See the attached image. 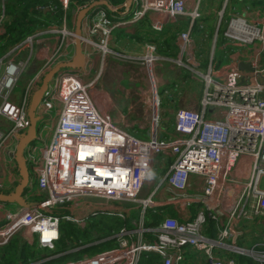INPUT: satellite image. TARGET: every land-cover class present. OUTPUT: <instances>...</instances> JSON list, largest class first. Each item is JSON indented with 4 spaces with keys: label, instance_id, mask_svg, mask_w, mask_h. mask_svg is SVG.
Returning a JSON list of instances; mask_svg holds the SVG:
<instances>
[{
    "label": "built area",
    "instance_id": "1",
    "mask_svg": "<svg viewBox=\"0 0 264 264\" xmlns=\"http://www.w3.org/2000/svg\"><path fill=\"white\" fill-rule=\"evenodd\" d=\"M58 1L64 9L74 3L80 12L94 0H87L83 5L76 0ZM191 1L193 10L189 11L187 4ZM200 4L201 0H126L121 6L95 8L86 17L92 38L89 43L104 54L114 53L118 57V53L109 48L115 28L150 16L153 29L162 31L166 20L178 22L183 15L193 20L201 16ZM119 8H126L123 15L111 13V9ZM129 16L130 19L126 18ZM9 21L3 0L0 27ZM39 34L30 35L28 39L32 41ZM225 37L245 47L258 42L263 46L264 24L237 13L230 19ZM191 42L189 31L179 34L178 46L187 61L179 60L178 64L190 63L189 68L204 77L207 89L202 99L203 111L209 107L214 113L224 110V120L206 119L201 112L192 109L177 119L176 138L168 141L156 137L140 139L98 112L90 97L95 81L81 83L74 69L56 75L54 86L44 92L41 102L47 113L56 110L57 125L43 154L37 156L29 152L26 162L30 178H34L48 197L40 204L22 206L7 213L0 226V249L23 230L29 231L33 239L37 236L44 248L54 249L62 219L83 226L85 218H90L88 214L109 211L107 213L117 212L125 221L130 216L127 210L115 205L118 203L139 204L146 212L154 205L152 196L143 197L142 191L154 181V158L164 155L174 158L163 178L171 190L169 200L194 205L195 217L178 219L166 214L155 228L140 226L132 230L124 225L115 234L116 247L61 264H140L142 255L149 252L157 253L163 264H183L187 247L205 254L207 262L202 264H235L233 259L214 255L219 244L232 246L264 264V242L259 250L239 247L236 242L226 243L228 239L236 241L241 236V225L245 222L259 221L264 226V83L255 78L264 69H256L248 80H242L243 75L237 69L220 77L214 76L212 69L203 74L198 70L200 62L192 54ZM65 47V42L55 47L45 66L28 81L20 103L12 99L21 72L19 69L12 72L11 68L18 64L11 62L8 67H1L0 118L12 121L14 127L10 134L0 129V159L9 137L30 128L31 93L44 70L58 60L57 55ZM146 47L147 56L152 60L157 46L148 43ZM19 48L16 46L13 51ZM3 59L5 57L0 59V64ZM90 198L106 202L87 205ZM68 204L82 205L85 210L93 206L96 210L94 213L85 210L54 213L58 206ZM100 207L103 212L97 209ZM210 221L219 224L217 238L205 233ZM145 233H154L156 239L145 241ZM262 238L264 241V231Z\"/></svg>",
    "mask_w": 264,
    "mask_h": 264
},
{
    "label": "crops",
    "instance_id": "2",
    "mask_svg": "<svg viewBox=\"0 0 264 264\" xmlns=\"http://www.w3.org/2000/svg\"><path fill=\"white\" fill-rule=\"evenodd\" d=\"M125 1L117 4L114 0H94L90 6L94 5L93 9L98 7L108 8L111 5L114 6V4L121 6ZM4 2L12 22L17 16L14 12L23 10V8L20 6L19 0H4ZM2 3L3 0H0V5ZM60 5L62 9V13H59L62 19L60 27H62V23H65L63 32L60 28H55L59 24L56 23V15L48 14L49 7L39 3L36 7L30 9L29 16L35 21L32 26L36 29L31 35L39 31H45L46 33L38 40L44 42L43 45L36 44L35 47L34 44L28 49V51L32 50L30 59L35 54L44 58L43 64L39 62V68L29 73L28 81L41 71L58 44L65 42L66 47L57 55L59 56L58 60L44 70L41 75L36 89L31 93L29 109H31L35 93L43 86L41 78L44 75L47 76L49 71L57 64L71 62L77 55L79 48H81L82 53L85 55V65L76 71L79 74L78 77L81 83L95 81L96 86L90 89V97L98 112L109 119H114L121 128L140 139L150 140L156 137L158 140L168 141L178 136L176 122L183 113L185 115L186 112L195 109L199 114L201 112L206 119L219 122L224 120L225 114L224 110H218L214 113L211 107L206 108L205 112L203 111L202 99L207 89L204 77L190 69V63L178 64L179 60L187 61L186 56H181L182 53L178 46V37L181 32H190L192 54L200 62L198 70L203 74L212 69L214 76L220 77L231 70L237 69L243 75L242 80H245V78L248 80L254 75L256 69H264V45L261 46V43L258 42L255 46L245 47L235 42H229L225 37L229 21L237 13L257 19L264 24L263 0H201L199 6L201 16L193 20L191 16L183 15L178 22L166 20L162 31L153 29L150 16H146L139 22H128V24L115 28L109 41V48L117 52L118 57L114 53L104 54L97 46L89 43V39L92 38L88 31L89 19H86L88 14L82 25L84 40L77 37L76 33L70 34V31L74 32L76 28L78 8L75 7L72 14L71 12L67 14L63 5L61 3ZM187 6H189V11L193 10L192 1ZM42 7L45 8L42 9ZM125 10L126 8L111 9V13L123 15ZM34 11L35 14H32ZM151 16L153 17L154 14H151ZM49 20L53 25L55 24V27L45 30L44 28L50 24ZM70 23L73 29L69 28ZM23 26L27 27V25ZM53 29L55 31H52ZM69 34L73 37V40L69 38ZM74 38L78 40V43L75 42ZM79 41H81V44H79ZM148 43L157 46L154 52L155 58H152V60H149L150 57L147 56L146 44ZM47 53H50L48 57H46ZM13 61L16 63V59L13 58ZM69 69L65 68L56 75L58 76ZM56 75L55 77H57ZM55 77L49 80L48 88L54 86ZM255 78L264 83V70L260 71V75L255 76ZM26 86L23 89V96ZM154 92L155 95H153ZM137 95L143 97V100L137 101ZM154 96L158 99L159 104L154 103L152 99ZM17 99L19 102L21 101L20 97ZM35 120L34 137L24 151L25 158H27L29 152H34L37 156L43 154L46 144L52 138L57 125V116L52 117V114L48 116L42 102L35 110ZM13 127L14 123L12 121L0 118V129L6 134H10ZM30 130L29 128L22 131L21 134L14 133L9 137L0 159V196L5 197L0 198V224H4L6 215L10 211H16L22 206L40 204L48 197L46 193L38 188L34 178L31 179L30 176L27 185L21 194L17 196L26 181V176L22 173L19 163V150L24 140L23 136L29 134ZM34 142L36 143L34 144ZM173 162V157L164 155H158L153 160L152 170L155 178L152 183L144 188L142 196H152L154 207L144 212L139 204L135 206L126 205L128 203L115 204L127 210L130 216L123 223L124 225L132 230L140 226L155 228L166 214L178 219L195 217L194 205L186 206L180 203H172L169 200L171 190L163 181V178L170 171ZM162 210L164 213H161ZM134 213L137 216L133 217ZM245 223L241 225V236L236 241L228 239L226 243L230 245L236 242L242 248L261 249L260 244L264 242L262 238L264 226L259 221ZM218 225L216 221H210L209 226L206 227V235L210 238H217ZM17 239L16 237L12 243L18 244L19 240ZM27 239L28 242H24V245L21 246V250H24L23 253H21V250L18 253L9 251L11 244L6 248V263L13 262V256H16L17 259L27 258L22 261V264H42L47 261L44 258H48L45 257L48 255L46 252L48 248H44L37 237ZM143 239L152 241L156 237L154 233H145ZM249 244L251 245L249 246ZM20 245L18 244L19 248ZM26 249L28 252L34 253L36 259H30ZM25 252L26 254H24ZM214 255L223 259H233L235 264H261L255 258L252 260L248 254H244L228 245H217L214 249ZM206 259L202 251L194 247H187L183 264H202L207 262ZM149 261L152 262L151 264H163L162 258L154 252L144 253L140 264H149Z\"/></svg>",
    "mask_w": 264,
    "mask_h": 264
},
{
    "label": "rangeland",
    "instance_id": "3",
    "mask_svg": "<svg viewBox=\"0 0 264 264\" xmlns=\"http://www.w3.org/2000/svg\"><path fill=\"white\" fill-rule=\"evenodd\" d=\"M75 7H76V4L72 3L67 8H65L67 14L70 12L72 14V12H74ZM128 19H130V16L128 17ZM49 23L50 24L47 25L46 28H44L45 30L55 27V24L53 25L51 23V20H49ZM60 26H61V23L55 28H60L63 32L65 30V23H62V27H60ZM70 26H69V28L73 29L71 23H70ZM69 28H68V30L70 31ZM37 33H41V34H39L37 37H35L32 41H30L28 39L30 37L29 36L22 43L10 46L9 49L7 50V52L3 56V57H5V59H3V63L0 64V79H1L2 78L1 67L2 66L8 67L11 62L15 63L13 61V58L16 59V64H18L17 68L20 70L21 74L19 76V80L17 82V85L14 89L12 99L17 103H20L17 98H19V97L21 99L23 98V89L28 82L29 73L36 71V69L39 68V65H40L39 62H42V64H43L44 58L42 56L37 55V54L33 55V58L31 57L32 59H30V61H28V58H30L31 51H32V50L28 51V49H30L32 42H33L32 45L35 44L34 45L35 47H36V44H38V45L44 44V42H42L41 40L40 41H38V40H39V38L43 37V35H45L46 32L45 31H39ZM69 38H72V40H73V37H71V35L69 36ZM81 38H82L81 40H84L83 37H81ZM74 40H75V42L78 43V40L76 38H74ZM79 44H81V41H79ZM16 46L21 47L20 50L17 52L13 51ZM49 54L50 53H47L46 57H48ZM19 62H22V63L20 64ZM45 80H46V75H44V77L41 78V83L43 84L45 82ZM153 94H155V92ZM152 99H153L155 104H159L158 99L155 96ZM136 100L140 102L143 100V97H141L140 95H137ZM51 114H52V117H54V116L56 117L57 116L56 110L54 109L52 112L47 113L48 116H50ZM35 143L36 142H34V144ZM81 201H84V200H76L75 202H81ZM91 202H93V203H104L106 201H101L98 198H90V199H88V202L86 201V204L88 205ZM126 205L135 206L136 204H131V203L129 204L128 203ZM76 206L80 207L79 213H82L85 210V208L82 209V205H76ZM81 209H82V211H81ZM97 209L100 210L101 212L104 211V209H102V207L97 208ZM194 209H195V215H196L197 209L195 206H194ZM95 210H96L95 207L89 206L86 208L85 211H88L90 213H94ZM108 210H113V209H108ZM107 212H109V211H106V213L98 214V215L88 214V216H90V218H88V219L85 218V223L83 226L76 224L74 222H70V221H67L65 219H62L61 223H60V227L66 228L67 232L70 235H73V238H71L72 241L76 242L82 238L87 243L78 248V249L82 248L81 250L74 251L73 249H67L66 251L61 252L57 255H52V251H50V250H54L56 247L54 249H48L47 251L45 250L48 253L47 257H53V256H55V257L44 262V263H42V264H61L65 261H69V260H79V259L85 257L86 255L92 256L98 252L116 247L118 244H117V240L115 238V234L118 232V230H113L112 228L110 229V226L107 224L108 223H117V224H115V226H116L115 228H117L118 225H120L122 228L124 226L123 223L126 220L124 221V219L117 212H115V213H107ZM63 213H66V212H63ZM136 213H134L133 217L137 216L138 213L137 214ZM79 217H84V215H79ZM104 222H105V224H104ZM2 224L3 223H1L0 226ZM69 231H71V232H69ZM107 235H111V236L106 237ZM16 237L18 238L17 240H19L18 244H21L20 248H19V250H20L22 248L21 246L24 245V242H28L27 238H31V235H30L29 231L23 230L22 232L17 234L14 237V239ZM101 238H103V239H101ZM79 243H81V242H79ZM250 245L251 244H249V246ZM88 246H92V247H88ZM85 247H88V248H85ZM21 251H22V253L24 252L23 250H21ZM12 252H13V250H12ZM27 252H28V250H27ZM24 254H26V252ZM0 256L2 258L3 248L0 249ZM248 256H249V258L254 260V258L251 255H248ZM25 259H27V258L21 257V259H16L11 263H9V262L4 263L5 260L2 258V264H22V261H24ZM142 264H144V263H142Z\"/></svg>",
    "mask_w": 264,
    "mask_h": 264
},
{
    "label": "trees",
    "instance_id": "4",
    "mask_svg": "<svg viewBox=\"0 0 264 264\" xmlns=\"http://www.w3.org/2000/svg\"><path fill=\"white\" fill-rule=\"evenodd\" d=\"M19 1H20L19 3H21L20 6H22L23 10H20V11L16 10L14 12L17 14L15 20H13L12 22L9 21L0 27V58L4 56V54L7 52V50L9 49L10 46L22 43L29 35L33 34V32L36 30L35 27L32 26V24L35 21L29 16V14L31 13V11H30L31 7H36V5H38L39 3L45 7H49L50 10H49L48 14L49 15L51 14L53 16L56 15V17H57L56 23L60 24L62 21V19L60 17L61 15L59 16V13L60 12L62 13V9H61V5H60L58 0H31V1L30 0H19ZM27 1H29V2H27ZM86 1L87 0H79L78 2H79V4L83 5ZM123 1L124 0H119V1L114 0V2L117 4L122 3ZM54 5H56L57 8ZM45 7H42V9ZM32 14H35V11L32 12ZM23 25H27V27H24ZM28 25H29V27H28ZM79 209H80V207L74 206L71 204L60 205L55 209L54 213H63V212H70V211L78 212ZM104 224H105V222H104ZM115 224H117V223H108L107 225L110 226V229L112 228L113 230H119L120 225H118V227L115 228L116 227ZM69 232H71V231H69ZM59 234H60L59 239L55 244L56 248L54 250H50V251H52V255H57L61 252L66 251L67 249H78L80 246L87 243L82 238L76 242L72 241L71 238H73V235H70L67 232L66 228H64V227L59 228ZM109 236H111V235H107L106 237H109ZM101 239H103V238H101ZM13 240L10 242L11 245L9 244L11 246L9 248V251L12 252V250H13L12 253H14V252L18 253V252H20L21 249L19 250L18 244L12 243ZM16 242H18V241H16ZM79 242H81V243H79ZM9 245H7L3 248L2 258L5 260L4 263H6V259H7L6 248ZM88 247H92V246H88ZM88 247H85V248H88ZM81 249L82 248H80L78 250H81ZM78 250H76V251H78ZM21 253H22V251H21ZM28 254H29L28 256L30 259H33V260L36 259L35 258L36 256H34V253L28 252ZM12 259L14 261L17 259V257L13 256ZM156 259H157V257H156ZM151 263L152 262L149 261V264H151Z\"/></svg>",
    "mask_w": 264,
    "mask_h": 264
},
{
    "label": "water",
    "instance_id": "5",
    "mask_svg": "<svg viewBox=\"0 0 264 264\" xmlns=\"http://www.w3.org/2000/svg\"><path fill=\"white\" fill-rule=\"evenodd\" d=\"M93 7H94V5L89 6L87 8H83L78 14V18H77V22H76V28H75L74 32L76 33L77 37H79V38L82 36L83 20L87 16V14H89L90 11L93 10ZM84 65H85V55L82 53L81 48H79L77 55L75 56V58L71 62H62L60 64H57V66H55L54 68H52L49 71V73L46 76V80L43 83V86L39 89V91L37 93H35V95L33 97L32 105H31V109H29L30 110L29 116L31 119V126H30L31 130H30L29 134L23 136L24 140H23V143H22L20 150H19V163H20L21 168H22V173L26 176V181H25L24 186L21 187L20 192L18 193L17 196H19V194H21L24 187L27 185V183L29 181V172H28V167H27V163H26L27 158H25V156H24V151H25L27 145L33 140L35 129H36L35 110H36L37 106L41 103L44 92L48 89L49 80L51 78L55 77V75L58 74L62 69L70 68V69L78 70V69L82 68ZM0 198H5V197L0 196ZM73 250L76 251L78 249H73ZM54 257L55 256L48 257L47 259L44 258V259L48 261Z\"/></svg>",
    "mask_w": 264,
    "mask_h": 264
},
{
    "label": "bare ground",
    "instance_id": "6",
    "mask_svg": "<svg viewBox=\"0 0 264 264\" xmlns=\"http://www.w3.org/2000/svg\"><path fill=\"white\" fill-rule=\"evenodd\" d=\"M81 37H82V36H81ZM17 69H18V68H17L16 66H14V67L11 68V71H12V72L17 71Z\"/></svg>",
    "mask_w": 264,
    "mask_h": 264
}]
</instances>
